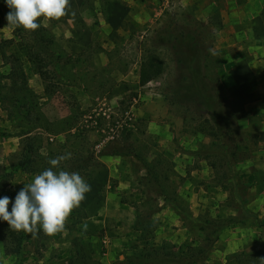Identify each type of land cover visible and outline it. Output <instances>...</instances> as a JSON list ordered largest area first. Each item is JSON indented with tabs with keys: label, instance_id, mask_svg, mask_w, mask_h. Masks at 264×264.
Here are the masks:
<instances>
[{
	"label": "rangeland",
	"instance_id": "obj_1",
	"mask_svg": "<svg viewBox=\"0 0 264 264\" xmlns=\"http://www.w3.org/2000/svg\"><path fill=\"white\" fill-rule=\"evenodd\" d=\"M108 1L43 18L45 83L0 0V198L35 177L13 171L26 136L49 158L71 153L59 171L91 188L63 232L25 233L19 256L0 235V264H264V0H231L237 17L191 0L207 19L186 0H141L124 46L102 33ZM153 53L164 71L141 85ZM68 119L71 133L50 134Z\"/></svg>",
	"mask_w": 264,
	"mask_h": 264
},
{
	"label": "clouds",
	"instance_id": "obj_2",
	"mask_svg": "<svg viewBox=\"0 0 264 264\" xmlns=\"http://www.w3.org/2000/svg\"><path fill=\"white\" fill-rule=\"evenodd\" d=\"M5 3L9 9L6 27L23 28L25 31L37 30L41 26L38 23L41 17L59 21L68 15L70 9L69 0H5ZM70 157L71 153H67L50 159L51 167L24 185L14 201L8 196L0 198V221H6L12 231H23L33 237L41 229L45 236L63 232L68 217L91 190L79 173L53 170Z\"/></svg>",
	"mask_w": 264,
	"mask_h": 264
},
{
	"label": "trees",
	"instance_id": "obj_3",
	"mask_svg": "<svg viewBox=\"0 0 264 264\" xmlns=\"http://www.w3.org/2000/svg\"><path fill=\"white\" fill-rule=\"evenodd\" d=\"M43 17L39 18L38 23H40V27L37 30L34 31H25L23 28L21 29L20 35L22 36L21 38L26 37L28 40H32V45L28 46V44H24L29 51L30 54V61L32 62L33 65H35V71H37L45 83H47L48 75L47 72L44 71L46 66L43 64L44 59H43V54L45 52V49H50L51 46L54 45V39L50 35L48 29L42 24ZM23 29V30H22ZM183 62L182 60H180ZM38 65V67H36ZM165 65L163 60L159 55L156 53L149 54L144 57L141 68H140V83L141 85H145L148 82L156 79L158 76H160L163 71H164ZM30 117V115L28 116ZM40 120V119H39ZM216 118H214V121ZM60 127L62 128L58 132H50V129L48 130L50 134L53 135H60L64 134L66 132L72 131L74 129V123L71 119H68L60 124ZM23 134V136L28 135ZM22 136V135H21ZM38 138L37 137H31V136H26V138L23 140V147L21 150V153L19 156H17L18 159L13 171H29L35 175L41 173L45 169L51 167V165L48 163L50 159H55L56 155H53L51 158L47 157L41 152V143H37ZM54 171H59V168H54ZM153 175V174H152ZM3 224V229L6 230V232H0V235L4 236L5 239H8L10 242L8 243L9 245L7 252L9 254H14V255H20L22 253V243L25 239V232L21 231L19 233L12 231L8 228V224L6 221L0 222ZM84 262L85 264H88L85 262L84 258L80 255H76L75 259L72 261L71 264H81L80 262Z\"/></svg>",
	"mask_w": 264,
	"mask_h": 264
},
{
	"label": "crops",
	"instance_id": "obj_4",
	"mask_svg": "<svg viewBox=\"0 0 264 264\" xmlns=\"http://www.w3.org/2000/svg\"><path fill=\"white\" fill-rule=\"evenodd\" d=\"M203 1H206V0H202V2ZM230 2L231 0H225V2L221 1V3H223V7L221 4L220 7L222 9L220 10L224 14H227L228 12L232 14L233 12L232 10H234V15H236L237 17L238 16L237 11L239 9H236L237 5L232 8L228 7L227 3H230ZM186 3H189V5L192 6L190 8L191 9L193 8L192 13L196 17H201L202 19L208 18L209 16L208 10L204 8L202 3H201L202 5H194L192 4L191 0H186ZM217 4H219L218 1H217ZM216 8H218V6ZM107 11H108V21L100 22L101 25L103 26L101 28L103 30L102 33L105 35L104 37L108 41L107 43H113L118 46H124L127 42L125 35L128 32V30L131 29V26L129 25V22L131 21V16L137 13H141V12L146 14L147 12H144V11H149V9L141 2V0L139 1L109 0L107 4ZM152 12H150L151 15H152ZM156 12H157L156 14L162 15L160 11H156ZM241 14H243L242 11H241ZM248 18H250V16H248ZM150 19L151 21H153L152 18ZM124 20H127L126 22H128V27H125V24L122 23ZM147 20L148 19L146 18L143 22L145 23ZM81 28H83V26ZM125 28H127V31Z\"/></svg>",
	"mask_w": 264,
	"mask_h": 264
}]
</instances>
